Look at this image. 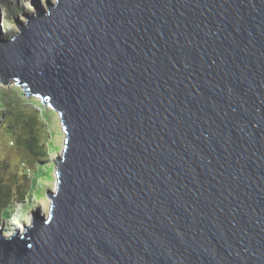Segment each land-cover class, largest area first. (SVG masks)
I'll list each match as a JSON object with an SVG mask.
<instances>
[{
  "label": "water",
  "instance_id": "1",
  "mask_svg": "<svg viewBox=\"0 0 264 264\" xmlns=\"http://www.w3.org/2000/svg\"><path fill=\"white\" fill-rule=\"evenodd\" d=\"M46 5L0 37V84L65 142L0 264H264V0Z\"/></svg>",
  "mask_w": 264,
  "mask_h": 264
},
{
  "label": "rangeland",
  "instance_id": "2",
  "mask_svg": "<svg viewBox=\"0 0 264 264\" xmlns=\"http://www.w3.org/2000/svg\"><path fill=\"white\" fill-rule=\"evenodd\" d=\"M47 3H56V0H10L9 7H4V2L0 0V37L12 38L19 31V23H25L26 16L36 14V7H43L48 10ZM18 23V24H17ZM18 91H14L17 90ZM2 93L7 97H16L17 93L26 94L25 90L13 83L11 85L0 84V98ZM18 98L19 102H32L35 97L24 99ZM40 101V99H38ZM36 103V101H33ZM32 108V105H26ZM38 108V107H37ZM49 112H53L51 123L47 127L49 130L50 152L49 163L40 167L44 173L40 172L38 167V158L24 152L17 144H13L15 134L11 128L12 122L7 127L2 123V111L0 110V178L2 184L9 186L12 190L14 199L12 202L15 208H11L6 203V197L0 196V231L6 235H11L17 230L24 231L25 225H31L32 214L35 210H40L43 214H48L51 200L47 199L46 193L56 188V166L53 164L63 150L65 142V133L61 127L59 116L56 120V111L47 106ZM49 123V121H48ZM40 172H38V171ZM36 172V173H35ZM39 179L43 187L36 190L35 179ZM27 191L29 199L20 201L18 193L20 190ZM34 199H30L31 197ZM14 216L12 219L11 217ZM11 219V220H10Z\"/></svg>",
  "mask_w": 264,
  "mask_h": 264
},
{
  "label": "trees",
  "instance_id": "3",
  "mask_svg": "<svg viewBox=\"0 0 264 264\" xmlns=\"http://www.w3.org/2000/svg\"><path fill=\"white\" fill-rule=\"evenodd\" d=\"M4 2V7L8 8V3L10 0H2ZM14 91H18L14 90ZM26 94L17 93L16 97L24 99ZM16 97H7L2 93L0 98V110L2 111V123H5L7 127L12 122L13 134H15L13 144H17L27 154L38 158V167H42L49 163L50 152V141H49V128L52 125V115L53 112H49L47 107L42 104L38 98H33L32 102H19ZM33 101H36L34 103ZM32 105V108H28L26 105ZM38 107V108H37ZM58 114L53 117L55 120ZM60 119V118H59ZM49 121V123H48ZM38 171V170H37ZM39 172V171H38ZM40 172L44 173V170L40 168ZM39 172V173H40ZM36 173V172H35ZM35 189L38 190L44 185L37 178L34 183ZM0 196L6 197V203L9 207L15 208L12 200L14 199L12 190L9 186L2 184L0 178ZM18 199L20 201H26L29 199L27 196V191L22 189L18 193ZM48 198V194L46 193ZM31 197L30 199H34ZM14 216L11 217V219ZM10 219V220H11Z\"/></svg>",
  "mask_w": 264,
  "mask_h": 264
}]
</instances>
